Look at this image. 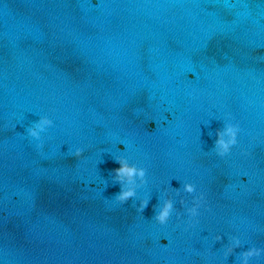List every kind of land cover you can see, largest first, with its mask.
Instances as JSON below:
<instances>
[{
  "label": "water",
  "instance_id": "95a60500",
  "mask_svg": "<svg viewBox=\"0 0 264 264\" xmlns=\"http://www.w3.org/2000/svg\"><path fill=\"white\" fill-rule=\"evenodd\" d=\"M45 116L36 141L27 129ZM225 123L240 133L221 158ZM120 157L147 170L123 205ZM252 247L264 249V0H0V258L241 264Z\"/></svg>",
  "mask_w": 264,
  "mask_h": 264
},
{
  "label": "clouds",
  "instance_id": "9594fccd",
  "mask_svg": "<svg viewBox=\"0 0 264 264\" xmlns=\"http://www.w3.org/2000/svg\"><path fill=\"white\" fill-rule=\"evenodd\" d=\"M53 126V121L48 117L39 118L32 127L27 129V134L29 137L33 138L36 141L41 140V133H44L48 128ZM240 133V127L238 124L225 123L221 129L216 131V139L214 141L213 150L215 154L221 158L228 156L231 153L233 147L238 143V135ZM41 147L42 145H37ZM83 154V149L76 148L73 155L76 158L81 157ZM119 167L112 169V180L113 185H119V192L116 193L113 197L115 202L123 205L126 204L129 200H133L137 196V189L146 185L147 180V170L143 167H137L135 164H130L126 158H116L114 160ZM183 192L189 195L196 193V186L192 183H184ZM175 194L180 195V189H175ZM167 198L163 200V203L160 205L159 210L155 211L153 216L156 223L161 226L167 225L173 212L175 211L174 202L170 195H167ZM149 199L141 200L137 211L143 213L144 210L149 205ZM181 205L185 204V201L181 199ZM206 203L205 196L203 193H200L198 196H194L192 201V206L186 208V214L189 217L191 222L199 223L197 219L200 215L199 209ZM180 213H177V218H179ZM222 240V236L217 235L215 241L219 242ZM241 246V240L237 237H232L229 245L225 250V257L230 256L234 249ZM264 253V249H259L252 247L249 250L243 252L240 256L241 264H249V260L253 257H259Z\"/></svg>",
  "mask_w": 264,
  "mask_h": 264
}]
</instances>
